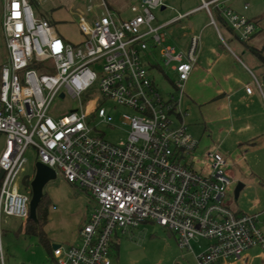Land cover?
<instances>
[{
  "label": "built area",
  "instance_id": "1",
  "mask_svg": "<svg viewBox=\"0 0 264 264\" xmlns=\"http://www.w3.org/2000/svg\"><path fill=\"white\" fill-rule=\"evenodd\" d=\"M2 2L7 57L0 69V133L6 137L0 155V217L25 220L30 215L31 193L20 191L17 176L32 145L39 161L96 202L79 229L82 243L53 248L57 264H111L116 229L127 231L146 221L175 233L181 248L192 250L193 239H209L195 256L197 264L239 259L254 246L264 250L260 213H239L224 201L232 177L225 156L208 151L195 166L199 139L184 122L185 113L176 111L179 103L162 98L146 67L147 58L149 66L162 68L148 59L149 50L159 48L163 63L178 75L176 89L182 95L197 64L199 35L182 50L167 43L163 26L153 25V10L162 8L163 0L133 3L132 16L125 18L102 0L104 11L92 25L80 19L86 38L79 44L59 35L30 0ZM212 2L239 39L247 41L256 32L254 21L222 7L221 0ZM204 5L210 13L209 3ZM95 86L100 96L84 101L83 94ZM246 90L251 93L252 86ZM67 96L78 99V106L60 112L55 100ZM105 100L132 110L122 114L129 123L126 140L113 143L92 133L91 115L110 125L115 120Z\"/></svg>",
  "mask_w": 264,
  "mask_h": 264
},
{
  "label": "rangeland",
  "instance_id": "2",
  "mask_svg": "<svg viewBox=\"0 0 264 264\" xmlns=\"http://www.w3.org/2000/svg\"><path fill=\"white\" fill-rule=\"evenodd\" d=\"M109 6L111 1L105 0ZM134 0H129L132 2ZM166 2V9L163 11L154 9V26H161L167 23L168 13H174L184 2L191 0H163ZM195 2V0H192ZM34 10L37 15L42 13L51 19L57 33L66 41L73 44L81 43L86 36L80 30V19L84 17L88 24L103 12L102 0H32ZM136 3V2H135ZM111 6V7H110ZM109 7L116 11H121V16L131 17L129 9L121 10L118 6ZM213 9V8H212ZM2 7L0 3V60L5 62L7 50L4 34L1 26ZM178 24H182V21ZM169 39L167 43H174L170 40V28H163ZM222 31H224L222 29ZM224 38L227 39L226 35ZM154 54H151V52ZM148 52V51H147ZM150 63L161 65L162 70L156 66L151 67L147 64L150 74L154 77L155 83L162 98L167 101L172 99L178 102L176 111L181 110L185 113L184 122L188 125L189 131L199 139L198 149L194 154L195 166L201 165L204 154L208 151L222 153L227 162V169L231 177V185L224 199L226 204L239 213H253L258 210L260 203L259 187L261 182L252 174V171L260 170L264 177V167H247V163L242 156H247L242 146H231L228 143L219 144L214 130L219 127L218 123H205L201 115L200 107L193 106L189 101V92L198 91V87H184L182 95L176 89L178 75L176 71L163 63L159 48L149 50ZM100 96L98 87L95 86L88 94H83L84 101ZM78 99L67 96L65 99L55 100L56 108L64 112L78 106ZM103 105L108 112L115 118L113 125L103 119L91 115L89 117L90 126L93 134L103 135L110 142L118 143L126 140L129 130V123L123 117V113H132L130 108L115 105L112 100H105ZM207 109V106H205ZM175 122L179 120L174 118ZM6 137L0 133V155L4 150ZM250 154V153H249ZM249 157V156H248ZM24 169L17 176L20 191H29L31 185L26 187L25 180L30 178V183L34 176L35 164L39 160L37 150L30 145L24 153ZM192 158V157H191ZM252 160H248L251 164ZM238 182L244 183V188L240 191L238 198H235L234 188ZM263 182V181H262ZM264 184V183H263ZM263 186V185H262ZM44 206L48 210V219L44 230L52 244L80 245L82 239L77 236L78 227L83 221L82 213L87 210L91 214L96 207V202L91 198L90 193L68 182L60 172L54 179L49 180L44 186ZM89 199H87V196ZM263 197V196H262ZM263 218V217H261ZM25 222L16 216L2 213L0 217V264H56L50 258L51 252L34 236L25 231ZM210 243L207 238L193 239L191 241L192 250L181 248L175 233L153 221L142 222L138 227L129 228L123 231L117 228L112 236L110 246L111 264H197L196 255L204 251ZM3 256V259H2Z\"/></svg>",
  "mask_w": 264,
  "mask_h": 264
},
{
  "label": "crops",
  "instance_id": "3",
  "mask_svg": "<svg viewBox=\"0 0 264 264\" xmlns=\"http://www.w3.org/2000/svg\"><path fill=\"white\" fill-rule=\"evenodd\" d=\"M30 1L32 3V0ZM109 1H111L109 6H118L119 9L125 10L140 0L132 2H128L129 0ZM212 1H186L179 6V9L174 10V13H168L169 19L166 20L168 22L161 26H163L162 29L170 28V40L175 41L170 44H174L182 50L189 47L193 35L200 36L197 64L185 82L186 88L198 87V91L189 92V101L193 106L200 107L201 115H208L207 118L204 117L205 123L219 124L218 129L212 131L219 144L228 143L233 147L242 146L247 154V156H242L247 167L263 168L264 63L253 49L262 51L264 55V0H221L222 7H229L256 23L257 30L247 41L239 39L224 21L219 8ZM205 2L209 3L210 13L204 5ZM0 3L3 12L2 0ZM166 4L164 1V6L160 10L166 9ZM246 4H248L247 8ZM119 12L121 13V11ZM180 14L182 16L178 17ZM39 16L48 18L42 13ZM48 19L51 21L50 18ZM181 21L182 24H178ZM224 35L227 39L224 38ZM167 39L169 36L166 34V41H168ZM0 65H2L1 60ZM157 69L162 70L159 66ZM247 85L252 86L251 93L246 90ZM248 160L254 162L249 164ZM257 171H252V174L260 180L263 186L259 187L261 196L258 202L260 206L253 213H260L258 224L264 232V177L261 176L260 170ZM82 215L83 221L78 227L77 236H79V229L89 218L90 213L85 210ZM49 251L51 252L50 258L56 262L53 250ZM219 264H264V250L254 246L247 249L239 259L222 258Z\"/></svg>",
  "mask_w": 264,
  "mask_h": 264
},
{
  "label": "water",
  "instance_id": "4",
  "mask_svg": "<svg viewBox=\"0 0 264 264\" xmlns=\"http://www.w3.org/2000/svg\"><path fill=\"white\" fill-rule=\"evenodd\" d=\"M4 173L3 169H0V179ZM57 173L55 169L46 165L41 161H37L35 164V171L33 179L30 183L31 185V199L29 203L30 218L37 220V208L39 207L42 197L44 195V186L51 180L56 178ZM244 188V183L238 182L234 188L235 198H238L240 191ZM59 244H53L57 247Z\"/></svg>",
  "mask_w": 264,
  "mask_h": 264
},
{
  "label": "trees",
  "instance_id": "5",
  "mask_svg": "<svg viewBox=\"0 0 264 264\" xmlns=\"http://www.w3.org/2000/svg\"><path fill=\"white\" fill-rule=\"evenodd\" d=\"M253 51L264 63V55L262 54V51L257 49H253ZM0 69H1V65H0ZM25 183H26V187L28 188V186H30V178H27L25 180ZM0 186H1V179H0ZM44 201L45 198L43 195L41 203L37 208V220L30 218L29 215L23 221L25 222L26 225L25 227L26 233L36 236L39 239V241L45 246V248L49 251L51 248V243L44 230L45 224L47 223V219H48V210L44 206Z\"/></svg>",
  "mask_w": 264,
  "mask_h": 264
}]
</instances>
